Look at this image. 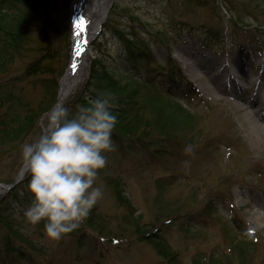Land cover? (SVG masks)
<instances>
[{"label":"rangeland","instance_id":"obj_1","mask_svg":"<svg viewBox=\"0 0 264 264\" xmlns=\"http://www.w3.org/2000/svg\"><path fill=\"white\" fill-rule=\"evenodd\" d=\"M110 1L107 16L90 45L89 69L62 101L70 115L80 107L82 89H91L88 83L93 60L116 71L121 69L125 45L116 34L119 32L150 53V60L144 58L135 68L142 81L150 79L159 90L183 97L181 102L194 119L181 141L180 134L174 136L165 112L148 111L147 127L137 125L131 135L113 140L115 148L106 156L116 163L104 168L106 175L97 177L103 196L91 209L95 217L92 228L83 220L73 233L58 241L49 240L43 226L29 228L30 239L38 245L29 251L31 260L20 264H166L143 238L156 230L172 249L177 264H215L214 260L208 262L211 255L221 264H240L229 251L234 230L241 239L249 237L254 244L244 257L246 264H264V146L252 144L258 132L253 133L251 119L237 111L238 101L229 88L223 85L226 90L219 91L190 55L193 51L200 59L213 57L216 71L229 57L253 56L259 64L256 77L261 75L264 84L263 0H250V4L247 0ZM72 2L57 0L52 16L54 22L58 16L66 23L69 44ZM39 24L36 17L29 22L30 35L36 39ZM69 56L67 51L61 60L65 63L63 71ZM25 58L14 59L10 75L27 62ZM171 72L176 80L169 79ZM223 79L229 80L222 76L219 81ZM20 85L24 98L36 106L42 90L26 80L19 84L18 92ZM251 90L248 88L247 95H254L263 107L264 90ZM50 108L39 115V127L17 139V146L0 144V183L14 179L23 164L21 145L44 131ZM186 145L191 146V152H184ZM22 178L26 190L27 172ZM117 192L126 197L129 213ZM11 206L0 205L1 214L14 213L24 227L27 222L18 217L19 208L8 210ZM132 216L139 217L143 230L136 231L128 224ZM208 254L207 260L201 257Z\"/></svg>","mask_w":264,"mask_h":264},{"label":"trees","instance_id":"obj_2","mask_svg":"<svg viewBox=\"0 0 264 264\" xmlns=\"http://www.w3.org/2000/svg\"><path fill=\"white\" fill-rule=\"evenodd\" d=\"M250 3L251 1L247 0V4ZM262 3L264 5V0ZM56 7L57 0H0V77H3L0 82V144L7 148L17 146V139L20 136L28 130L39 127V115L50 108L55 101L58 78L65 64L61 63V60L67 57L68 47L66 23L58 16L56 22L52 18ZM34 17L40 23L39 39L30 35L29 22ZM116 34L125 45L121 69L116 71L113 67L93 60L88 83L91 89L90 91L82 89L78 103L80 106L85 105L89 99L102 92H110L114 95L113 112L117 117V123L112 131V140L131 135L137 125L142 124L143 127H147L149 124L146 119L147 112L161 110L160 112H165L166 119L171 122L170 128L173 129L174 136L181 135L182 139L179 140L184 141L188 126L194 119L191 110L178 98L155 87L150 79L142 81V75L136 72L135 68L144 58L150 60L148 49L138 47L132 39L126 38L122 33ZM16 57H26L24 61L27 62L15 74L10 75L9 66ZM26 80L33 87L42 90L36 106H32L24 98L21 85L19 92L17 91L19 84ZM69 108L71 109V106ZM123 149L128 151V148ZM115 163V159H111L110 162L107 157L105 167ZM104 168L99 170L100 176L106 175ZM23 188V182L20 181L0 196V205L4 203L12 205L8 210L19 208V218H24L23 210L31 200L29 191ZM117 194L119 202L126 205L128 203L126 197L121 193L117 192ZM125 207L128 210L129 205ZM159 207L167 209V206ZM92 212L91 210L84 219V225L89 228H92L95 220ZM18 223L14 213L9 211L8 214H1L0 210V264H20L22 261H30L29 251H34L38 245L36 240L30 239L29 228L35 230L39 226L40 229L43 221L35 225L26 223L24 227L21 226L22 219L20 225ZM128 224L136 228V231L145 228L140 225L138 216H132ZM231 232L229 251L235 254L240 264H246L244 257L254 244L249 237L244 241L239 236V232L235 230ZM147 233L143 238L165 259L166 264H177L176 257L164 237L157 230ZM36 234L42 235V233ZM208 256L210 255L201 257L207 260ZM213 260L215 264L219 261L211 255L208 262L211 263Z\"/></svg>","mask_w":264,"mask_h":264},{"label":"clouds","instance_id":"obj_3","mask_svg":"<svg viewBox=\"0 0 264 264\" xmlns=\"http://www.w3.org/2000/svg\"><path fill=\"white\" fill-rule=\"evenodd\" d=\"M115 97L102 92L71 114L57 103L46 114L44 131L21 145L31 200L23 210L30 225L43 221L45 236L60 240L77 229L103 196L97 185L106 154L115 148ZM185 153L191 152L186 145Z\"/></svg>","mask_w":264,"mask_h":264},{"label":"bare ground","instance_id":"obj_4","mask_svg":"<svg viewBox=\"0 0 264 264\" xmlns=\"http://www.w3.org/2000/svg\"><path fill=\"white\" fill-rule=\"evenodd\" d=\"M110 2V0H73L69 11V63L59 86L56 104L61 103L82 79L91 55L89 44L95 33L94 30L96 29L97 23L105 19ZM79 19H83L84 21L83 30L76 27V21ZM196 54V52L190 51L191 57L196 58L198 65H200L202 69H205L206 77L212 79L219 91H225L226 89L224 86L228 87L229 91L233 93V98L238 101V103L235 104L237 106V111L243 112L244 116H248L251 119L253 133L258 132L257 139L251 140L252 144L264 146V106L260 107L259 103L262 102H259L254 95H247L248 88L252 89L250 92H262L264 90V84L262 83L263 78L261 75L256 77V70L259 64L256 63L255 58L253 56H248L242 59L240 56H232L224 61L220 69L216 71V59L213 57L200 59ZM189 57L188 55V58ZM73 65L76 66L75 69H73ZM212 72L214 73L211 74ZM222 76H227L230 82L224 79L223 82L219 81V78ZM230 86H233V89H230ZM239 89L240 92L238 91ZM261 99L264 101V98ZM247 129L249 130V128L245 127V130ZM247 137L250 138V136ZM19 171V176H23L26 169L23 166L20 167Z\"/></svg>","mask_w":264,"mask_h":264},{"label":"water","instance_id":"obj_5","mask_svg":"<svg viewBox=\"0 0 264 264\" xmlns=\"http://www.w3.org/2000/svg\"><path fill=\"white\" fill-rule=\"evenodd\" d=\"M98 27H99V24L97 25V28H96V29H98ZM65 69H66V68H65ZM63 76H64V75H62V77L60 78L59 85H60V83H61V81H62ZM58 92H59V91H58ZM57 96H58V95H57ZM55 105H56V103H55ZM22 166H24V165H22ZM20 179H21V177L19 176V173H17V174L15 175L14 179H13V182H12L11 184L6 185V184H3V183H0V186H3L4 188L9 189V188L13 187L15 184H17V183L20 181Z\"/></svg>","mask_w":264,"mask_h":264},{"label":"snow or ice","instance_id":"obj_6","mask_svg":"<svg viewBox=\"0 0 264 264\" xmlns=\"http://www.w3.org/2000/svg\"><path fill=\"white\" fill-rule=\"evenodd\" d=\"M76 27L79 28V29H81V30H83V28H84V21H83V19H79V20L76 21ZM72 67H73V69H75L76 66L73 65Z\"/></svg>","mask_w":264,"mask_h":264}]
</instances>
